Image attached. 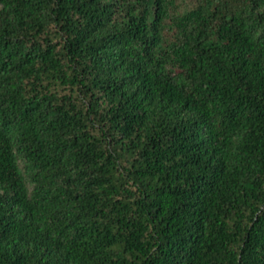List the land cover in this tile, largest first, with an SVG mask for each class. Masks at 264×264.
<instances>
[{"label": "trees", "instance_id": "trees-1", "mask_svg": "<svg viewBox=\"0 0 264 264\" xmlns=\"http://www.w3.org/2000/svg\"><path fill=\"white\" fill-rule=\"evenodd\" d=\"M173 2L0 0V264H264V0Z\"/></svg>", "mask_w": 264, "mask_h": 264}, {"label": "rangeland", "instance_id": "rangeland-1", "mask_svg": "<svg viewBox=\"0 0 264 264\" xmlns=\"http://www.w3.org/2000/svg\"><path fill=\"white\" fill-rule=\"evenodd\" d=\"M191 2H193L194 5L195 0H174L173 7H171V17H174L182 12L188 11L191 7H193ZM173 26L174 25L172 21L168 19L165 23L163 30L165 46L170 45L175 39L176 30Z\"/></svg>", "mask_w": 264, "mask_h": 264}]
</instances>
